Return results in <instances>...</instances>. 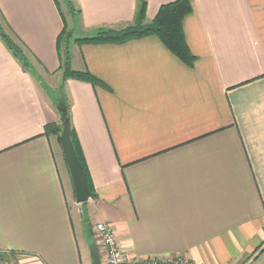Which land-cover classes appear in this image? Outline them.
<instances>
[{
  "label": "crops",
  "instance_id": "1",
  "mask_svg": "<svg viewBox=\"0 0 264 264\" xmlns=\"http://www.w3.org/2000/svg\"><path fill=\"white\" fill-rule=\"evenodd\" d=\"M141 1L0 0L29 62L0 39V255L15 264H91L101 222L127 262L264 264V0H190V67L154 37L60 51L76 20L85 38L118 31ZM143 1L149 24L176 0ZM65 58L103 87L64 80ZM59 91L93 187L82 206L45 128Z\"/></svg>",
  "mask_w": 264,
  "mask_h": 264
},
{
  "label": "trees",
  "instance_id": "2",
  "mask_svg": "<svg viewBox=\"0 0 264 264\" xmlns=\"http://www.w3.org/2000/svg\"><path fill=\"white\" fill-rule=\"evenodd\" d=\"M145 2L142 0L138 7V12L136 15V25L124 28L118 32L105 30L98 32L91 38H83L76 40L78 44H106V43H119L130 41L131 39H142L144 37H154L158 39L161 44L166 47V49L171 52L176 59L181 61L186 66L190 67L195 62L196 58L190 53L188 46L185 41V34L183 33L182 25L183 19L192 12V8L190 6V0H176L174 2H170L166 5H162L158 8V11L155 17L150 21L149 24H144L143 21L145 19ZM65 30V29H64ZM64 30L57 37L58 43L61 44L64 41ZM67 38V36H65ZM0 39L5 43L11 53L14 54L15 58L20 61L21 65L26 68L27 63L21 51L19 45V40H16L11 35L8 36L6 32H3L0 29ZM22 47V46H21ZM59 70L62 73V77L64 80L72 79L79 82H86L92 85L93 87H103L102 82H100L96 77L94 78L88 72L84 71L82 73L74 72L70 69L66 60L62 61L61 67ZM59 102V108L63 107ZM67 114V111H66ZM67 118L69 119V115L67 114ZM46 131H57L58 132V140H60L59 133L61 131V127L54 128V126H46ZM70 140L73 143L74 151L77 154L80 165H82L84 176L87 180L88 190L91 192V196H93V187L91 185L90 177L87 171V167L84 164V159L82 152L80 151V146L75 139L74 132L71 129ZM61 142V140H60ZM89 234V233H88Z\"/></svg>",
  "mask_w": 264,
  "mask_h": 264
},
{
  "label": "water",
  "instance_id": "3",
  "mask_svg": "<svg viewBox=\"0 0 264 264\" xmlns=\"http://www.w3.org/2000/svg\"><path fill=\"white\" fill-rule=\"evenodd\" d=\"M59 111L62 127L60 134L61 151L64 154L65 163L68 166L72 189L74 190V202L79 206H82L92 194L88 190L87 180L84 176L82 165H80L77 154L73 148V143L70 140L71 127L69 125L65 106L59 109ZM89 253H91V264H101L100 254L95 245L90 247Z\"/></svg>",
  "mask_w": 264,
  "mask_h": 264
},
{
  "label": "built area",
  "instance_id": "4",
  "mask_svg": "<svg viewBox=\"0 0 264 264\" xmlns=\"http://www.w3.org/2000/svg\"><path fill=\"white\" fill-rule=\"evenodd\" d=\"M93 234L97 240V250L102 254L101 264H190L184 258H166L157 260L155 258L145 261H128L115 240L112 227L108 224L94 223Z\"/></svg>",
  "mask_w": 264,
  "mask_h": 264
},
{
  "label": "rangeland",
  "instance_id": "5",
  "mask_svg": "<svg viewBox=\"0 0 264 264\" xmlns=\"http://www.w3.org/2000/svg\"><path fill=\"white\" fill-rule=\"evenodd\" d=\"M65 1H68V0H65ZM70 13L74 16V13L75 12H73V10H70ZM77 21V20H76ZM75 21V23H73L74 25L72 26V27H69V28H67V29H65L64 30V36H63V40L64 41H62V43L61 44H59V47H60V51H63V53L66 55V53L68 52V48L72 45V43L74 42V43H76V40H78V39H83V38H85V36L81 33L82 31H81V29H79V27H78V25H76L77 24V22ZM143 23L145 24H148L147 22H145V21H143ZM3 26V24H1L0 23V29L3 31V32H6L7 33V35L8 36H10L11 37V35L6 31V30H4V28L2 27ZM124 29V28H123ZM120 30H122V29H118V31H120ZM110 31H113V30H110ZM118 31H115V32H118ZM65 36H67V38H65ZM14 38V37H13ZM20 46V48H21V51H22V53H23V56H24V58H25V60H26V63H27V65H29V62H28V60H27V57H26V53H24V49L21 47V45H19ZM63 54V55H64ZM65 60H66V58H65ZM66 62H67V60H66ZM61 72V71H60ZM37 78H38V80L39 81H42V80H44V79H42L41 77H38L37 76ZM60 92V94L58 93L57 94V97H56V102H58V104H59V102H60V100L62 99L61 97H62V93H61V91H59ZM62 106H64V104H62V103H60ZM63 108V107H62ZM59 109H61V107L59 108L58 107V110ZM60 112V111H59ZM70 125V124H69ZM60 127H61V125H59ZM62 128V127H61ZM61 131H62V129H61ZM61 131H60V133H59V137H60V134H61ZM81 213L83 214L84 213V211H83V208L81 209ZM90 233L89 234H93V232L91 233V228H90ZM90 235V236H91ZM90 245L92 246V245H95V247H98L94 242H92V243H90ZM14 259H15V256H12V255H7V254H1L0 255V264H15L14 263Z\"/></svg>",
  "mask_w": 264,
  "mask_h": 264
}]
</instances>
